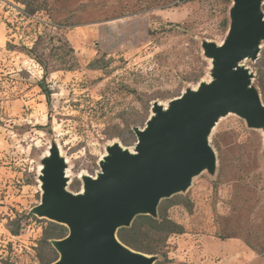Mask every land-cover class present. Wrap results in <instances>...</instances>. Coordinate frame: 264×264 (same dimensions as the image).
Returning a JSON list of instances; mask_svg holds the SVG:
<instances>
[{
  "label": "rangeland",
  "instance_id": "1",
  "mask_svg": "<svg viewBox=\"0 0 264 264\" xmlns=\"http://www.w3.org/2000/svg\"><path fill=\"white\" fill-rule=\"evenodd\" d=\"M235 8V0H0L8 32L0 41V264L59 259L42 244L53 219L36 212L53 156L64 189L84 195L111 152L136 151L158 105L169 111L216 79L212 47L227 44ZM259 10L264 20V0ZM259 39L237 66L264 103ZM204 139L212 162L199 159L187 188L159 198L157 214L184 232L167 240L166 255H150L153 264H264V122L250 126L229 109Z\"/></svg>",
  "mask_w": 264,
  "mask_h": 264
},
{
  "label": "water",
  "instance_id": "2",
  "mask_svg": "<svg viewBox=\"0 0 264 264\" xmlns=\"http://www.w3.org/2000/svg\"><path fill=\"white\" fill-rule=\"evenodd\" d=\"M236 22L224 47H212L216 81L199 92L155 108L143 131H138L137 155L121 148L102 164L99 179H86L84 195L68 193L60 161L53 156L39 215L69 228L66 238L52 240L60 253L53 264H153L149 254L131 249L118 237V228L131 225L139 214L155 216L159 198L188 187L201 169V158L213 160L205 136L229 109L245 116L249 125L264 122V103L248 88L249 73L237 62L255 55L264 34L260 0H235Z\"/></svg>",
  "mask_w": 264,
  "mask_h": 264
},
{
  "label": "trees",
  "instance_id": "3",
  "mask_svg": "<svg viewBox=\"0 0 264 264\" xmlns=\"http://www.w3.org/2000/svg\"><path fill=\"white\" fill-rule=\"evenodd\" d=\"M46 94L49 100L50 92L48 91ZM117 231L120 241L131 249L149 255H166L167 253L163 251V247L166 246L167 240L172 235L183 233L184 229L179 223L172 221L167 215L160 212L156 216L149 214L136 215L131 225L120 227ZM43 233L42 244L51 249H54L51 247L53 245L52 240L63 239L70 234L69 228L65 224L55 221H50L49 225L44 228ZM231 237L221 238L225 240ZM57 260L58 258L47 262L52 264Z\"/></svg>",
  "mask_w": 264,
  "mask_h": 264
},
{
  "label": "crops",
  "instance_id": "4",
  "mask_svg": "<svg viewBox=\"0 0 264 264\" xmlns=\"http://www.w3.org/2000/svg\"><path fill=\"white\" fill-rule=\"evenodd\" d=\"M7 34H8V32H7V24H6V22L3 21L2 15H0V41H3V39L7 37ZM2 45H3V43L0 42V47ZM248 251L250 252L249 249H244L243 250V252L245 254H247Z\"/></svg>",
  "mask_w": 264,
  "mask_h": 264
},
{
  "label": "bare ground",
  "instance_id": "5",
  "mask_svg": "<svg viewBox=\"0 0 264 264\" xmlns=\"http://www.w3.org/2000/svg\"><path fill=\"white\" fill-rule=\"evenodd\" d=\"M214 81H216V79H213L212 81H210L209 84H210V83H213ZM186 93H187V92H186ZM164 110L167 111V109H165V108H164ZM232 112H233V111H232ZM154 115H155V114H154ZM207 135H208V134H207ZM114 144H115V143H114ZM116 146H117V145H116ZM126 149H127V148H126ZM123 151H124V150H123ZM129 152H130V154H132V155H137V154H138L137 150H136V151H129ZM65 176H66V175H65ZM66 183H67V182H66ZM65 189H66V188H65ZM52 264H53V263H52Z\"/></svg>",
  "mask_w": 264,
  "mask_h": 264
},
{
  "label": "built area",
  "instance_id": "6",
  "mask_svg": "<svg viewBox=\"0 0 264 264\" xmlns=\"http://www.w3.org/2000/svg\"><path fill=\"white\" fill-rule=\"evenodd\" d=\"M21 13H22V12H21ZM21 15L25 16L24 14H21Z\"/></svg>",
  "mask_w": 264,
  "mask_h": 264
}]
</instances>
